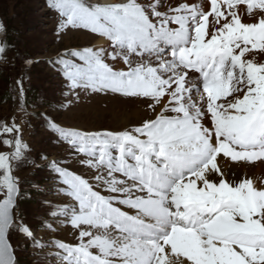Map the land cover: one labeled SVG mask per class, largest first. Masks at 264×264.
<instances>
[{"label": "snow or ice", "instance_id": "snow-or-ice-1", "mask_svg": "<svg viewBox=\"0 0 264 264\" xmlns=\"http://www.w3.org/2000/svg\"><path fill=\"white\" fill-rule=\"evenodd\" d=\"M49 6L58 33L79 28L107 41L50 61L69 90L142 98L151 112L120 131L49 121L96 170L89 180L51 163L57 191L70 199L49 215L78 231L74 244L51 242L58 264H264V176L239 177L224 163L264 165V62L248 58L264 53V0ZM6 47L0 42V54ZM4 134L12 139L0 152V264H16L10 230L46 245L14 216L13 163L25 159L27 145L14 121L0 124Z\"/></svg>", "mask_w": 264, "mask_h": 264}, {"label": "rangeland", "instance_id": "rangeland-1", "mask_svg": "<svg viewBox=\"0 0 264 264\" xmlns=\"http://www.w3.org/2000/svg\"><path fill=\"white\" fill-rule=\"evenodd\" d=\"M89 2L102 3L100 0ZM177 2L161 0L163 7L175 6ZM58 22V13L49 6V0H0V24L4 26L0 42L7 45L0 54V124L11 125L14 121L20 126L22 141L27 145L25 159L13 163V175L18 178L20 187L14 216L31 228L35 241L46 245L38 247L33 239L10 230L16 264H58L51 242H77L76 229L67 222L53 221L49 215L55 206L68 203L70 199L57 191L61 185L51 163L55 161L89 180L96 174V170L80 163L86 157L74 153L67 142L51 130L49 121L82 131H120L112 116L144 110L147 104V101H139L141 98L113 93L70 91L57 66L50 61L66 51L94 47L99 36L71 27L58 33ZM6 31L10 32L12 44L4 39ZM248 58L264 62V53L254 51ZM117 67L125 66L118 64ZM18 80L23 84L22 96ZM133 126L136 124L126 128ZM5 138L12 139V136L0 135V152L10 150L2 143ZM46 222L53 224L51 230L45 226Z\"/></svg>", "mask_w": 264, "mask_h": 264}, {"label": "bare ground", "instance_id": "bare-ground-1", "mask_svg": "<svg viewBox=\"0 0 264 264\" xmlns=\"http://www.w3.org/2000/svg\"><path fill=\"white\" fill-rule=\"evenodd\" d=\"M102 3L106 2H112V0H100ZM191 2H199V0H191ZM107 44V41L104 40L102 37H98L95 40L94 47H100V46H105ZM146 101L144 99H139ZM147 103V102H146ZM123 105V103H119ZM118 104V105H119ZM128 106H131L128 105ZM143 106V105H141ZM144 107V106H143ZM146 107V108H145ZM144 110L143 108L131 111L130 113H123L118 116H112L113 121L119 126L121 130L126 129L127 126L133 125V124H139L140 121L147 115H151V112H147V104H145ZM125 114V115H124ZM225 167H229L232 169L233 172L239 177H243L245 174L249 176H255V177H262L264 176V165H261L259 162L254 165V166H246L244 164L237 165L232 162H224Z\"/></svg>", "mask_w": 264, "mask_h": 264}, {"label": "trees", "instance_id": "trees-1", "mask_svg": "<svg viewBox=\"0 0 264 264\" xmlns=\"http://www.w3.org/2000/svg\"><path fill=\"white\" fill-rule=\"evenodd\" d=\"M8 32H9V31H6V34H5V38H4V39H5L6 41L8 40L7 42H8L9 44H12V39L10 40V37H11V36H10V32H9V34H8Z\"/></svg>", "mask_w": 264, "mask_h": 264}]
</instances>
